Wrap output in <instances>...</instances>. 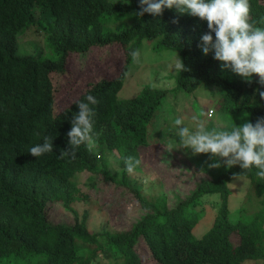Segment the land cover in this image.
Segmentation results:
<instances>
[{
  "label": "trees",
  "instance_id": "obj_1",
  "mask_svg": "<svg viewBox=\"0 0 264 264\" xmlns=\"http://www.w3.org/2000/svg\"><path fill=\"white\" fill-rule=\"evenodd\" d=\"M250 3L252 18L264 17V0ZM139 10V0H0V264H90L100 256L114 264H264V180L255 175V166L241 177L251 181L250 190L261 207L252 213L243 208L235 216L229 209V184L233 173L243 171L239 165L210 171L211 180L200 183L187 199L179 198L175 206L165 195L143 196L140 182L126 171L122 158L141 161L140 152L151 143V126L168 98V90L146 85L139 95L119 100L129 81V52L141 49L144 40L180 52L189 70L178 73L177 90L193 93L206 85L221 97L223 112H246L252 123L264 117V99L256 91H264V85L258 83V74L248 82L222 68L214 51L204 55L198 46L209 31L207 20L175 8H165L160 16H137ZM26 34L41 41V51L20 52V36ZM117 46L126 51L119 75L90 82L76 101L57 113L53 76L69 71L73 53L106 49L110 55L117 53ZM89 94L99 101L91 105L96 111V147L89 152L82 144L75 159H61V151L70 148L67 133L79 111L77 102H86ZM44 136L53 137V151L32 156L29 149ZM107 152L118 158L119 177L110 170ZM82 172L102 174L128 187L149 212L130 230H91L89 213L80 216L72 206L87 198L76 181ZM206 194H218L221 202L213 225L198 238L194 231L204 215L199 207ZM51 201H61L74 213L75 222H53Z\"/></svg>",
  "mask_w": 264,
  "mask_h": 264
},
{
  "label": "rangeland",
  "instance_id": "obj_2",
  "mask_svg": "<svg viewBox=\"0 0 264 264\" xmlns=\"http://www.w3.org/2000/svg\"><path fill=\"white\" fill-rule=\"evenodd\" d=\"M20 52L22 54L38 53L42 49L41 41L33 35H21ZM157 42L143 41L139 62L131 63L129 81L120 90L119 100L126 101L139 95L146 85L168 90V98L154 127L151 126L150 141L146 149L140 152L142 168L131 176L140 182L141 194L147 197L165 195L170 206H175L179 198L187 199L204 180H211L212 170L225 171L223 160L212 157L211 154H193L190 148L179 147V137L175 136V120L182 118L190 130H198L203 124L207 132L230 131L233 127L248 120L246 112L229 115L219 106L220 96L212 93L206 85H201L193 93L177 90L176 77L178 73L169 69L176 58H181L174 48L158 47ZM29 49L26 51L24 47ZM23 49V51H21ZM117 53L109 55L106 49H95L85 55L73 53L69 71L64 75H54L56 84L55 110L57 113L68 108L89 87L90 82L108 77L113 78L122 70L125 63V48L116 47ZM124 53H123V52ZM50 54V51L45 54ZM215 112L210 116L209 111ZM109 167L112 173L120 176V164L116 155L107 152ZM220 161L219 168H210L209 164ZM237 166V165H235ZM90 172H82L77 178L80 194L87 198L75 200L72 206L82 216L89 213L88 225L93 231L130 230L143 216L149 212L142 208L136 193L128 187L117 185L102 174L93 176ZM232 194L229 209L232 215L248 209L252 213L261 207L248 178H234L229 184ZM218 194H206L203 197L204 209L194 234L201 238L213 225L217 216L219 203ZM49 218L57 223H74V213L66 208L61 201H51L48 204ZM256 212V211H255ZM138 248L140 251L141 245ZM142 258L144 255L141 253ZM148 264L145 260V264ZM90 264H114L109 258L100 256ZM244 264H261L257 261H247Z\"/></svg>",
  "mask_w": 264,
  "mask_h": 264
},
{
  "label": "clouds",
  "instance_id": "obj_3",
  "mask_svg": "<svg viewBox=\"0 0 264 264\" xmlns=\"http://www.w3.org/2000/svg\"><path fill=\"white\" fill-rule=\"evenodd\" d=\"M139 5L140 10L136 15L141 17L144 13L160 16L165 8H175L178 12H188L207 20L209 31L201 36L198 45L203 54L214 51V58L222 62V68H230L248 82H251L253 74H258V83L264 85V27L258 26L264 25V17L259 20L252 18L250 0H139ZM212 33H215V38ZM129 55L133 62H139L141 50L132 48ZM169 69L176 73L189 70L178 54ZM256 91L264 99V91L259 88ZM85 100L86 102H77L79 111L73 115L72 127L67 133L70 148L61 151V159H75L76 149L82 144L89 152L96 147L93 138L96 111L91 105H96L99 101L91 94ZM175 125L179 147L190 148L193 154L204 153L218 157L229 169L239 165L243 171L233 173V177L237 179L246 172H251L255 166V175L264 180V117H258L255 123L246 120L242 124H236L230 131L207 132L203 124L198 130L192 131L182 118H177ZM52 141L53 137L44 136L42 143L29 149L30 154L40 157L52 152ZM122 159L129 174H133L141 163L132 156ZM220 166L219 160L209 164L210 168Z\"/></svg>",
  "mask_w": 264,
  "mask_h": 264
},
{
  "label": "built area",
  "instance_id": "obj_4",
  "mask_svg": "<svg viewBox=\"0 0 264 264\" xmlns=\"http://www.w3.org/2000/svg\"><path fill=\"white\" fill-rule=\"evenodd\" d=\"M214 112H215V111H214L213 109H211V110L209 111V115L211 116Z\"/></svg>",
  "mask_w": 264,
  "mask_h": 264
}]
</instances>
